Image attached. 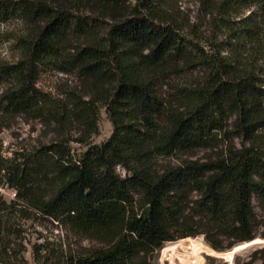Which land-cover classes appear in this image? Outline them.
<instances>
[{
	"label": "trees",
	"instance_id": "1",
	"mask_svg": "<svg viewBox=\"0 0 264 264\" xmlns=\"http://www.w3.org/2000/svg\"><path fill=\"white\" fill-rule=\"evenodd\" d=\"M132 2L0 0V38L15 52L0 59V134L19 117L59 131L51 144L10 159L0 145V189L15 195L0 194V264H28L25 244L37 219L99 246L44 241L33 246L36 264H147L189 237L204 235L218 252L256 239L264 86L238 52L250 45L264 63V0L209 2L206 13L229 41L208 52L165 11L169 0ZM247 7L258 11L236 21ZM13 22L18 29L1 32ZM47 70L75 74L76 91L43 92ZM103 108L113 133L91 145ZM73 128L79 139L69 137ZM215 133L240 146L218 150ZM73 141L86 151L73 153Z\"/></svg>",
	"mask_w": 264,
	"mask_h": 264
},
{
	"label": "rangeland",
	"instance_id": "2",
	"mask_svg": "<svg viewBox=\"0 0 264 264\" xmlns=\"http://www.w3.org/2000/svg\"><path fill=\"white\" fill-rule=\"evenodd\" d=\"M53 1V0H47ZM61 1V0H60ZM212 0H169V5L164 7L165 11L178 19V22L185 26V32L192 34L197 40V43L206 50V52L216 51L218 48L223 49L227 46L229 41V31L219 24H216L211 16L206 12L208 11L207 5ZM130 3L132 0H129ZM257 7H247L241 10L239 15L235 17L236 21L242 20L257 12ZM264 26V16L260 17ZM16 23H9L1 27V32H11L18 29ZM100 37L102 33L99 34ZM5 37V36H3ZM72 41L75 42L76 38L73 37ZM252 46L248 45L246 50H240L239 55H243V59L253 65L252 72L259 77L260 83L264 86V63L259 56L251 57L249 50ZM15 52L12 49L11 43L5 42V38H0V59L11 61ZM223 55H229V50H224ZM244 71L242 67L239 69ZM79 82L75 74H64L57 71L47 70L42 73L38 87L45 93L53 98H64L67 92H74L77 89ZM3 88H0V94ZM99 134L93 136L90 140L91 145H102L106 143L112 133L113 125L109 119L106 109L100 110L99 115ZM69 137L72 139H79L80 135L77 134V129L71 130ZM217 137L218 150H224L228 145L234 144L240 146V141L235 139L232 143L227 141L221 133H215ZM59 136L58 127L53 124L46 126L39 120L27 121L25 118H16V120L3 129L0 134V145L2 147V154L5 159H10L15 152L23 150H32L43 145H49L54 142ZM70 147L73 153L80 155L86 151L87 147L77 143L71 142ZM200 156H204L205 152H199ZM118 174L123 178L127 176V172L118 167ZM0 194L7 200L14 198V191L7 186L0 189ZM255 211L258 215V224L256 227V239L236 246L227 252H218L212 249L205 241L204 235L197 237H189L176 242L166 244L154 256L147 258V264H179L185 262L188 264H264V207L259 203L258 198H254ZM31 224V223H30ZM40 232V233H39ZM43 238H40V237ZM197 239V240H196ZM48 241L59 248L68 245L75 250L92 249L98 245L97 242L79 239L68 232L64 227H59L57 224L48 220L37 219L34 220L33 228L29 232L28 243L25 244L26 251L24 257L28 264H36L33 257L34 244L43 243ZM196 244H201V247ZM260 244L258 246H254ZM169 245H181L175 252H166ZM204 245V249L202 248Z\"/></svg>",
	"mask_w": 264,
	"mask_h": 264
},
{
	"label": "bare ground",
	"instance_id": "3",
	"mask_svg": "<svg viewBox=\"0 0 264 264\" xmlns=\"http://www.w3.org/2000/svg\"><path fill=\"white\" fill-rule=\"evenodd\" d=\"M196 245L201 247V244H196ZM179 247H181V245H169L166 252H168V251H174L175 252ZM202 248L204 249V245Z\"/></svg>",
	"mask_w": 264,
	"mask_h": 264
},
{
	"label": "water",
	"instance_id": "4",
	"mask_svg": "<svg viewBox=\"0 0 264 264\" xmlns=\"http://www.w3.org/2000/svg\"><path fill=\"white\" fill-rule=\"evenodd\" d=\"M258 245H260V244H256V245H254V246H258ZM179 264H188V263L181 262V263H179ZM202 264H207V263H202Z\"/></svg>",
	"mask_w": 264,
	"mask_h": 264
},
{
	"label": "built area",
	"instance_id": "5",
	"mask_svg": "<svg viewBox=\"0 0 264 264\" xmlns=\"http://www.w3.org/2000/svg\"><path fill=\"white\" fill-rule=\"evenodd\" d=\"M197 240V239H196Z\"/></svg>",
	"mask_w": 264,
	"mask_h": 264
}]
</instances>
